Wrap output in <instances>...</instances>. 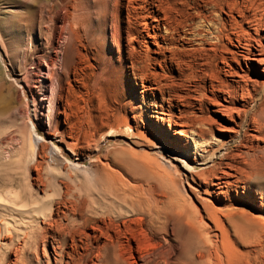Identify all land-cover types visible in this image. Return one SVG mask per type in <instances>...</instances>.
Segmentation results:
<instances>
[{
  "label": "bare ground",
  "instance_id": "obj_1",
  "mask_svg": "<svg viewBox=\"0 0 264 264\" xmlns=\"http://www.w3.org/2000/svg\"><path fill=\"white\" fill-rule=\"evenodd\" d=\"M208 1L218 17L210 20L199 14L195 30L189 34L190 38L185 39L196 43L193 54H198L201 59L207 61L210 56L218 57L222 64L220 70L228 79L220 81L210 74L208 83L213 98L204 96L197 100L198 109L202 112L208 102L216 107L213 111L215 114L234 125L238 126L237 120L251 125L254 134L244 135L239 141L243 149L245 137L264 143V101L260 95L253 93L261 87V96L264 97V0ZM119 5L115 3L112 7L116 9ZM109 6L107 0L85 3L76 0L71 5L63 0H53L45 17L39 18L38 34L43 39V52L54 46L57 23L66 22L60 33L61 36L65 34L58 56L60 72L51 71L59 90L69 86L72 80L77 82L80 73L86 75L83 67L88 53H92L103 64L99 80L103 86L109 84L110 100L103 98L102 101L98 97V104L91 103L94 114L90 116L88 133L83 137L84 145L68 142L65 150L69 155L63 148L56 147L59 157L69 162L67 165L70 164L73 171L80 164L74 163L75 160L93 162L95 181L92 187H88L76 175L73 177L70 171L66 173L64 167L34 158L26 162L27 171L28 166H32L33 177L27 174L25 182H21L17 171L22 157L19 156L17 161L9 159L3 162L0 154V264H253L247 252L237 254L226 247V243L232 242L220 216H226L233 232L247 240L251 222L245 215H239L242 222L238 220L232 209L237 203L228 198V191L236 187L242 172L248 179L264 180V146L256 145L255 149L252 146L250 152H246L242 157L243 168L235 163L237 157L241 158L240 154L232 156L236 160L234 162L219 163V166L224 165V170L219 175L212 174L217 180V183H213L217 189L213 191V199L217 203L209 204L199 199V206L191 199L176 194H153L150 189L144 190L140 182H129L122 175L127 166L120 164V148H105L109 138L120 136L121 127L128 132L132 129L128 120L120 116L119 71L106 65L105 57H102L103 44L107 39L105 30L110 19ZM128 7L129 17L132 15H129ZM59 10L64 11L62 16ZM221 16H225V19ZM139 18L142 17L138 15ZM167 18L168 14L165 13L162 18L154 17L152 31L144 21L141 25L144 35L139 38L149 39L160 49L159 38L166 41L165 36L173 34L165 27V35L160 36V22L164 23ZM110 21L112 41L119 44L120 22ZM37 25H31L27 30L32 38L36 35ZM132 40L136 39L127 41V45ZM143 43L147 50V42ZM33 45H37L36 39ZM95 85L98 87L97 82ZM157 89L150 88L152 92ZM218 97L225 104L217 103ZM137 110L136 107L130 109L137 130L131 136L142 137L144 132L139 131L140 113ZM150 117L162 122V125L166 120L154 114ZM198 122L190 121L189 126L191 134L202 140L206 133L201 127L214 122L210 117ZM179 123L169 119L171 128L182 127ZM143 125V129H150L157 138L152 124ZM223 129L232 137L239 135V130L235 131L234 128ZM58 130L57 127L53 129L56 134H59ZM185 133L184 130L173 132L175 136H184ZM170 139L174 148L176 138ZM28 150L35 153V143L30 141ZM215 156L210 162H214ZM227 157L225 159L232 158ZM195 164L198 162L195 161ZM185 170L187 174L182 175L184 181L196 182L197 179L199 183L207 184L209 179L204 172L194 174L195 167L189 165ZM243 190L244 195L250 196L248 189L243 187ZM240 198V203L246 205V197ZM259 198L263 200L260 195ZM259 206L263 213L264 204L261 202ZM31 254L35 256L34 261Z\"/></svg>",
  "mask_w": 264,
  "mask_h": 264
},
{
  "label": "rangeland",
  "instance_id": "obj_2",
  "mask_svg": "<svg viewBox=\"0 0 264 264\" xmlns=\"http://www.w3.org/2000/svg\"><path fill=\"white\" fill-rule=\"evenodd\" d=\"M52 1L0 0V154L4 158L3 162L10 161L9 159L17 161L19 156L22 157L17 171L21 182L23 180L25 182L24 178L27 174L33 177L30 169L32 166L29 165L27 171L26 162H31L34 158L36 161L43 163L48 161L50 165L64 167L66 173L70 171L73 177L76 175L88 187H92L95 181L93 162L75 160L74 163L81 165L78 164L77 169L73 171L70 164L67 165L69 162L59 157L56 147L63 148L69 155V152L65 150L68 142L79 146L84 145L83 139L89 130L90 116L94 114L91 110L92 104H98L99 98L110 100L109 84L104 87L99 80L102 62H98L92 53H88V59L86 58V64L83 67L86 75L83 76V72L80 73L81 76L77 82L70 81V85H66L63 90L60 89V92L51 71L60 72L58 56L65 36L63 34L62 37L60 33L66 22L57 23L56 41L54 46L46 52H43V39L39 37L37 25L39 18L47 14ZM63 1L71 5L76 0ZM79 1L85 3L92 0ZM107 1L110 5L108 10L110 19L105 30L107 39L103 44L102 57H105L106 65L116 67L119 71L117 72L120 75V116L128 120L132 129L128 132L121 127L120 136L109 138L110 141L105 148L110 150L120 148V164L124 163L127 166V169L122 171L123 178L126 177V180L131 183L140 182L144 185V190L150 189L153 194H176L182 198L191 199L198 206L200 200L216 204L213 191L217 189L213 183H217V180L212 174L214 172L219 175L225 168L224 165L219 166V163L234 162L233 155L236 157L240 154L241 158H236L239 163L236 160L235 163L243 168L244 165L241 164L244 158L242 157H245L246 152H250L252 146V149L264 146L262 142L245 137V149H243L239 146V141L244 135L254 134L251 125L248 123L244 125L237 120L239 130L238 126L223 119L221 115L215 114L213 111L216 107L208 102L205 103L202 112L198 109L197 100L204 96L213 98V92L208 83L210 74H214L220 81L228 78L226 79L223 71L220 70L222 64L218 57L210 56L207 61L201 59L198 54H193L196 43L185 38H188L189 34L195 30L198 16L204 15L214 20L218 17L217 14H214L210 8L208 0ZM115 3L120 5L113 9L112 6ZM126 4L129 5V15L132 16L128 17ZM130 4L136 9L131 8ZM59 11L62 16L64 11ZM164 13L168 14L166 19L168 22L165 21V24L163 21L160 22V36L165 35L166 28L173 34L165 36L166 41L159 38L160 49L151 41L149 42V39H142L147 42L146 50L143 41L139 38L144 35V28L142 29L141 25L144 21L147 22L152 31L151 23H154V17L162 18ZM138 15L142 18L137 19ZM221 18L225 19V16ZM112 19L117 23L118 20L120 22L119 44H114L111 38L110 24L112 22L110 20ZM31 25H37L36 35L33 38L27 31ZM128 38L136 40L130 41L127 45ZM35 39L37 45H33ZM95 82L98 83V87ZM152 87L158 89L152 92L150 90ZM253 93L255 96L260 95V99L264 101V97L261 96L263 93L261 87ZM95 98H98L97 101ZM216 102L225 104L220 97ZM132 107H136L140 113L139 131L144 132L142 137L131 136L137 133L130 112ZM153 114L166 119L164 125L157 119L151 118ZM250 115L251 112L248 113V116ZM208 117L213 119L214 123L200 126L206 134L202 140L197 139L191 134L189 122L197 123ZM169 119L180 122L179 124L183 126L171 128ZM143 123L147 126L149 123L153 125L157 138L151 134L150 129H143ZM54 127L59 129V134L53 131ZM224 127L239 130V135H234L238 137H232L224 131ZM174 130H184L186 133L184 136H175ZM171 137L176 138L174 148H172ZM30 141L35 143V153L28 150ZM214 156V162H210ZM225 157L232 158L225 159ZM195 161L198 164H195ZM187 165L195 167L194 174L204 172L205 177L209 179L207 184L199 183L197 179L196 182L184 181L182 175L187 174L185 170ZM243 174L244 172L239 174L236 187L229 189L228 198L233 203H237L232 209L238 220L242 222L239 215H245L251 222V226L247 240H244L233 232L227 217L220 216L230 233L232 242L226 243V247L237 254L247 252V257L253 264L258 262V264H264V211L262 213L259 206L261 202L264 204V180L248 179ZM243 187L248 189L250 196L242 193ZM258 194L263 197V200ZM240 197H246V205L240 203ZM251 201L254 206H251ZM30 256L34 261V254Z\"/></svg>",
  "mask_w": 264,
  "mask_h": 264
}]
</instances>
